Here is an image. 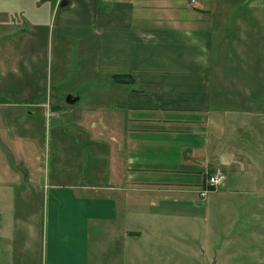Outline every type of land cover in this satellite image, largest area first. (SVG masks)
I'll return each instance as SVG.
<instances>
[{"label": "crops", "instance_id": "0c3cea01", "mask_svg": "<svg viewBox=\"0 0 264 264\" xmlns=\"http://www.w3.org/2000/svg\"><path fill=\"white\" fill-rule=\"evenodd\" d=\"M50 1L0 0V42H11L13 35L28 40L50 26L52 42L77 44L95 76L119 85L123 93L106 124L121 147L120 178L99 193L92 185L48 184L44 170L29 167L23 151L29 140L13 147L6 142L12 151L11 162L0 166V264H146L137 240L147 231L132 225L140 223L138 217L154 224L201 218L158 208L172 204L166 199L173 190L199 205L212 169L226 170L230 182L238 174L231 170L225 143L208 131L214 47V32L203 19L208 2L192 10L188 0ZM116 73L133 74L135 84L116 83ZM243 182L239 177L238 184ZM43 191L41 239L30 206ZM211 192L201 194L204 201ZM93 226L106 238L94 252ZM116 233L125 241L131 237L128 254L123 246L111 253ZM36 240L43 252L38 261L33 260ZM120 250L124 262L115 257Z\"/></svg>", "mask_w": 264, "mask_h": 264}, {"label": "rangeland", "instance_id": "374dc122", "mask_svg": "<svg viewBox=\"0 0 264 264\" xmlns=\"http://www.w3.org/2000/svg\"><path fill=\"white\" fill-rule=\"evenodd\" d=\"M202 1L208 2L203 19L214 32L208 131L225 143L231 170L239 175L210 188L213 193L205 201L199 194V205L173 190L166 199L172 204L158 210L201 218L154 224L138 217L140 223L132 225L147 233L138 238L137 248L146 264H264V0H201L197 5L188 0L192 10ZM50 31L48 26L29 41L13 35L11 42H0V166L11 162L6 142L13 147L23 138L29 140L23 149L29 167L44 170L48 184L92 185L99 193L120 178L121 147L106 123L123 90L95 76L88 54L77 44L52 42ZM68 95L78 100L70 103ZM218 170L228 173L211 172ZM38 197L30 209L42 239L47 191ZM114 236L111 253L123 246L128 254L131 237ZM105 239L93 226L91 251ZM34 244L38 254L33 260L38 261L42 242ZM115 257L125 260L121 250Z\"/></svg>", "mask_w": 264, "mask_h": 264}, {"label": "built area", "instance_id": "2783aa9c", "mask_svg": "<svg viewBox=\"0 0 264 264\" xmlns=\"http://www.w3.org/2000/svg\"><path fill=\"white\" fill-rule=\"evenodd\" d=\"M201 0H190L191 5H197ZM228 179V176L222 170H218L212 174L208 175L206 181V188L201 192L202 195L206 194L208 190L212 187H218L224 184Z\"/></svg>", "mask_w": 264, "mask_h": 264}, {"label": "trees", "instance_id": "16d2710c", "mask_svg": "<svg viewBox=\"0 0 264 264\" xmlns=\"http://www.w3.org/2000/svg\"><path fill=\"white\" fill-rule=\"evenodd\" d=\"M112 78L116 83L119 84H128V85L135 84V77L133 74L130 73H116L112 75ZM211 190H213V188Z\"/></svg>", "mask_w": 264, "mask_h": 264}, {"label": "water", "instance_id": "95a60500", "mask_svg": "<svg viewBox=\"0 0 264 264\" xmlns=\"http://www.w3.org/2000/svg\"><path fill=\"white\" fill-rule=\"evenodd\" d=\"M78 100V97H72L71 95L67 96V101L70 103H74Z\"/></svg>", "mask_w": 264, "mask_h": 264}]
</instances>
